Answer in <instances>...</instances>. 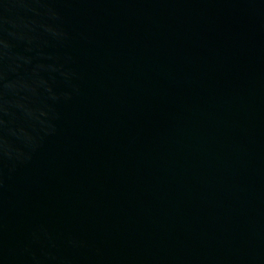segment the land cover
Here are the masks:
<instances>
[{
    "label": "water",
    "instance_id": "1",
    "mask_svg": "<svg viewBox=\"0 0 264 264\" xmlns=\"http://www.w3.org/2000/svg\"><path fill=\"white\" fill-rule=\"evenodd\" d=\"M0 264H264V0H0Z\"/></svg>",
    "mask_w": 264,
    "mask_h": 264
}]
</instances>
